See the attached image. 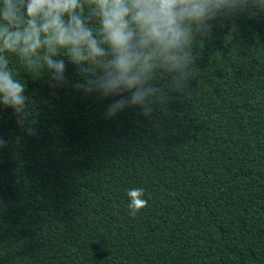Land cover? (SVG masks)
Segmentation results:
<instances>
[{
  "label": "trees",
  "instance_id": "obj_1",
  "mask_svg": "<svg viewBox=\"0 0 264 264\" xmlns=\"http://www.w3.org/2000/svg\"><path fill=\"white\" fill-rule=\"evenodd\" d=\"M222 24L193 41L183 90L153 82L151 117L106 118L120 97L52 89L10 55L39 134L0 104V264H264V11Z\"/></svg>",
  "mask_w": 264,
  "mask_h": 264
},
{
  "label": "clouds",
  "instance_id": "obj_2",
  "mask_svg": "<svg viewBox=\"0 0 264 264\" xmlns=\"http://www.w3.org/2000/svg\"><path fill=\"white\" fill-rule=\"evenodd\" d=\"M249 9L264 11V0H0V104L22 131L38 136L25 85L9 67L14 55L28 73H46L52 89L120 97L106 106V118L129 107L151 117L168 100L157 77L171 76L169 89L183 90L195 76L193 41ZM61 57L82 80H68ZM7 143L0 136V150ZM126 191L135 217L147 206L145 190Z\"/></svg>",
  "mask_w": 264,
  "mask_h": 264
}]
</instances>
